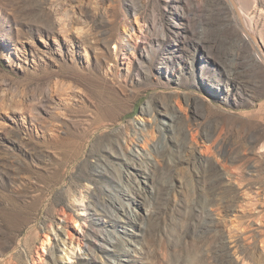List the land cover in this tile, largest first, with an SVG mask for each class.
<instances>
[{
  "label": "rangeland",
  "instance_id": "rangeland-1",
  "mask_svg": "<svg viewBox=\"0 0 264 264\" xmlns=\"http://www.w3.org/2000/svg\"><path fill=\"white\" fill-rule=\"evenodd\" d=\"M232 1L0 0V264H264V0Z\"/></svg>",
  "mask_w": 264,
  "mask_h": 264
},
{
  "label": "bare ground",
  "instance_id": "bare-ground-1",
  "mask_svg": "<svg viewBox=\"0 0 264 264\" xmlns=\"http://www.w3.org/2000/svg\"><path fill=\"white\" fill-rule=\"evenodd\" d=\"M240 13V12H239ZM242 19V18H241ZM243 25H244V27L246 28V30L248 31V34L250 35V34H252V31H251V29L246 25V21H245V18L243 17ZM111 42V38H107L106 40H105V43H106V45L107 44H109ZM66 255V254H65Z\"/></svg>",
  "mask_w": 264,
  "mask_h": 264
},
{
  "label": "water",
  "instance_id": "water-1",
  "mask_svg": "<svg viewBox=\"0 0 264 264\" xmlns=\"http://www.w3.org/2000/svg\"><path fill=\"white\" fill-rule=\"evenodd\" d=\"M231 1V3L233 4V6H234V9L236 10V12L238 13V15H239V10H238V8L236 7V5L233 3V1L232 0H230Z\"/></svg>",
  "mask_w": 264,
  "mask_h": 264
}]
</instances>
